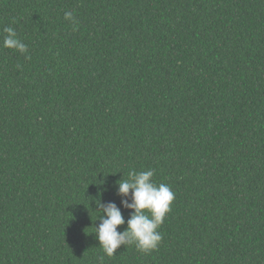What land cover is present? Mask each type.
<instances>
[{
  "label": "trees",
  "instance_id": "trees-1",
  "mask_svg": "<svg viewBox=\"0 0 264 264\" xmlns=\"http://www.w3.org/2000/svg\"><path fill=\"white\" fill-rule=\"evenodd\" d=\"M149 169L163 239L103 264H264V0H0V264H98Z\"/></svg>",
  "mask_w": 264,
  "mask_h": 264
},
{
  "label": "clouds",
  "instance_id": "clouds-1",
  "mask_svg": "<svg viewBox=\"0 0 264 264\" xmlns=\"http://www.w3.org/2000/svg\"><path fill=\"white\" fill-rule=\"evenodd\" d=\"M64 19L75 25L71 11H66ZM75 30V28L73 29ZM3 47L27 56L28 46L23 43L12 27H5ZM154 170L130 171L127 178L117 181V196L121 198V207L128 210L127 221L114 202L98 204L99 225L94 227L95 239L104 255L98 257V264L104 258L113 257L118 249L135 246L136 250L148 254L158 248L163 237L159 231L166 215L171 210L175 193L167 184H157L153 180ZM126 224L123 231L119 228Z\"/></svg>",
  "mask_w": 264,
  "mask_h": 264
}]
</instances>
